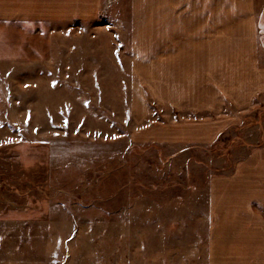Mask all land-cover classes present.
Returning <instances> with one entry per match:
<instances>
[{"label": "rangeland", "instance_id": "obj_1", "mask_svg": "<svg viewBox=\"0 0 264 264\" xmlns=\"http://www.w3.org/2000/svg\"><path fill=\"white\" fill-rule=\"evenodd\" d=\"M0 264H264V0H0Z\"/></svg>", "mask_w": 264, "mask_h": 264}]
</instances>
